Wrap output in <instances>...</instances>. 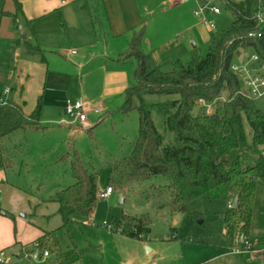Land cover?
I'll list each match as a JSON object with an SVG mask.
<instances>
[{"label":"trees","instance_id":"trees-1","mask_svg":"<svg viewBox=\"0 0 264 264\" xmlns=\"http://www.w3.org/2000/svg\"><path fill=\"white\" fill-rule=\"evenodd\" d=\"M14 2L18 15L21 6L18 0ZM224 2L233 18L230 27L212 38L204 58L192 56L186 66L177 61L171 72L148 68L142 48L145 27L131 35L128 50L120 59L135 61L134 85L125 90L119 111L138 112L139 135L129 158L108 164V188L114 193L164 176L169 181L165 205L172 213H186L188 204L202 196L225 201L229 205L223 216L225 239L232 252L242 239L247 242L257 181L264 177V114L243 93L242 80L232 66L249 49L264 64V19L262 23L257 19L258 13L264 15V0ZM16 15L9 16L17 20ZM251 33L262 36L250 38ZM27 52L42 55L38 47L29 44ZM145 95H175L178 99L148 107ZM24 106L0 99V168L9 163L4 146L7 139L18 132L43 130L42 99L30 115L25 114ZM198 106L205 111L196 115ZM153 112L164 122L163 133L153 121ZM71 165L75 183L52 198L59 207L62 229H68L77 216L91 217L102 193L98 174L89 172L78 156ZM235 199L238 205L233 209ZM150 225L146 216L123 215L113 222L111 232L144 240L151 233ZM31 245L36 248L29 252L38 253L39 258L49 254V264L81 261L82 251H63L55 232H43ZM21 251H25L23 247Z\"/></svg>","mask_w":264,"mask_h":264},{"label":"rangeland","instance_id":"rangeland-1","mask_svg":"<svg viewBox=\"0 0 264 264\" xmlns=\"http://www.w3.org/2000/svg\"><path fill=\"white\" fill-rule=\"evenodd\" d=\"M158 1L166 2L167 0ZM233 1L239 3L243 0ZM202 3L200 0L201 6ZM214 5L220 10L219 15L207 12L202 17H197L194 12L198 10V7L192 14V21L197 25V38L189 43L190 54L180 57L179 60L172 59V62L165 61L160 71L171 72L177 61L186 66L192 56L204 58L212 38L230 27L233 18L225 8V2L216 0ZM1 6L2 0H0V16ZM169 7L170 5L167 6ZM170 15L167 12L162 18L167 25H169ZM203 19L213 25L214 29L207 28L202 23ZM192 21L188 18L189 24H192ZM155 31L156 29L152 34L153 43L156 40ZM1 47L0 93L5 88L10 90L12 85L7 72L12 62L13 45L4 41ZM252 55L254 51L249 49L240 59L235 60L234 64L237 66L242 63L247 64L252 72L260 73L259 76L264 78V71H260L261 65L249 63L248 58ZM45 56L49 58L50 54ZM129 63L131 62L127 65H130ZM252 75L254 73H251ZM130 85H134L132 75ZM242 89H244L243 83ZM84 92L92 100L97 98L101 90L97 86L95 88L86 85ZM80 97V91L70 93L72 100ZM177 99L175 95H145L143 97L148 107ZM252 100L264 114V100L255 98ZM96 102L95 107L92 108L100 110V115H88L90 125L88 128V124H84L82 125L84 128L75 126L65 130L61 124L57 123L60 119L52 120L53 115H51L49 119H46L49 121L43 119V130L18 132L5 141L4 146L9 163L0 168V172L4 174V183L0 184V197L2 202L9 198L6 191L7 185L21 191V197L14 198L17 206L15 210L13 209L14 211L9 208L0 211L1 246H5L15 255L20 253V258L24 259L23 264H49L51 259L45 261L43 258H38L34 261L30 253L28 260L21 252V247L28 253L36 248V245L32 247L31 243L36 242L42 232H55L63 251L68 252L74 248L82 251L81 261L77 264H103L105 260L112 261V254L108 245L104 251L101 245L106 246L113 235L102 226H113V222L123 215L148 217L151 222V238L157 242L165 243L174 235L181 239L198 238L208 243L212 241L216 246L221 244L227 246L223 235V216L227 211L225 201H211L206 196H202L188 204L186 213H172L170 207L165 205L168 196L164 190L169 185V181L164 176L115 189L109 199H98L91 217L77 216L68 229L61 228L59 207L52 198L75 183L71 164L77 156L89 172L98 174L99 190L103 192L108 188V164L114 160L129 158L138 139L139 114L136 110L122 114L119 110L124 102L123 99L105 101L102 106ZM204 111L203 106H198L194 114L199 115ZM153 121L158 131L163 133L164 122L154 112ZM245 127L248 131L246 124ZM86 129H92L91 133ZM2 214L4 216H1ZM215 264H264V177L257 181L252 224L247 242L242 244L240 241L229 256L219 259Z\"/></svg>","mask_w":264,"mask_h":264},{"label":"crops","instance_id":"crops-1","mask_svg":"<svg viewBox=\"0 0 264 264\" xmlns=\"http://www.w3.org/2000/svg\"><path fill=\"white\" fill-rule=\"evenodd\" d=\"M176 1L18 0L21 12L16 15L14 0H2L0 52L2 42L13 45L7 76L14 88L10 87L9 94L4 97L3 93L8 89L5 88L0 99L4 97L19 104L25 103L24 112L30 115L41 98L42 122L53 115L52 120L60 119L57 123L65 130L75 126L84 128L65 115V107L82 100L88 118V115H96L94 110L97 109L92 108L96 101L102 106L105 101L124 100L125 90L133 86L130 77L132 75L134 80L136 63L132 59H120V56L127 52L128 40L134 32L143 27L146 29L142 48L150 70H160L165 61L172 62V59L179 60L190 54L189 43L197 38V25L192 21V14L200 0L180 5L175 4ZM167 12L171 14L169 25L162 20ZM10 14L16 15L17 20ZM18 23L27 33L26 41L20 38ZM28 44L38 47L42 55H30ZM46 54L50 57L46 58ZM86 85L99 87L101 92L96 99L91 100L85 94ZM75 91H80L81 97L72 100L70 93ZM85 124H88L87 128L90 126L88 120ZM1 183H4L2 172ZM6 189L9 198L3 200L0 211L15 210L14 198H20L21 191L9 185ZM110 233L112 238L101 247L104 251L108 245L112 261L105 260L103 264H215L231 252L227 243V246H216L212 241L208 243L198 238L181 239L172 235L164 243L152 240L151 233L144 240ZM225 234L224 224V237ZM0 249L7 250L1 243Z\"/></svg>","mask_w":264,"mask_h":264},{"label":"built area","instance_id":"built-area-1","mask_svg":"<svg viewBox=\"0 0 264 264\" xmlns=\"http://www.w3.org/2000/svg\"><path fill=\"white\" fill-rule=\"evenodd\" d=\"M189 1L192 0H177L175 4L180 5L184 3H188ZM216 0H202V6L200 2L198 3V10L194 12L195 16L197 17H202L205 13L210 12L213 15H219L220 10L215 7L214 2ZM225 1V0H223ZM257 19L260 23L263 22L264 15L262 13H258ZM202 23L210 29H214L213 25H210L205 19L202 20ZM261 34H256V33H251L249 34L250 38H261ZM76 52H73L75 54ZM249 63L255 64L259 63L260 66V71H264V64L260 61L259 57L254 54L252 57L248 58ZM232 70L235 74H237L240 79L242 80V83L244 85L243 93L249 97L250 99H259V100H264V78H261L259 76L260 73H255L252 72L247 64L242 63L240 66L233 65ZM251 73H254V75L251 76ZM10 90L6 89L3 93L4 97H6L9 94ZM3 97V98H4ZM65 115L69 117L70 119H73L74 121L78 122L81 125H84L88 118H87V110L84 102L82 100H77L74 103L68 104L65 107L64 111ZM94 114L98 115L100 114V110H95ZM113 194V191L111 188H107L105 191H103L100 194L101 199H109L111 195ZM2 209V200L0 197V210ZM102 228L106 229L107 231L111 232L113 230V226H107L103 225ZM121 232V230H119ZM25 257L29 260V253L32 255L33 260L37 261L34 259V254L33 252H25L21 251ZM21 253V254H22ZM254 256V255H253ZM49 257V254L45 252L43 254V259L46 261ZM39 258V257H38ZM37 258V259H38ZM24 259L20 258V253L19 254H13L9 252L8 250H1L0 249V264H23ZM32 264V263H29Z\"/></svg>","mask_w":264,"mask_h":264},{"label":"water","instance_id":"water-1","mask_svg":"<svg viewBox=\"0 0 264 264\" xmlns=\"http://www.w3.org/2000/svg\"><path fill=\"white\" fill-rule=\"evenodd\" d=\"M18 29H19L21 40L26 41L28 39L27 33L19 23H18ZM237 205H238V199H235L234 202L232 203L231 207L233 209H235V208H237ZM2 215H4V214H2ZM241 243L243 244V239L241 240ZM37 258H38V253H36L34 255V259L37 260Z\"/></svg>","mask_w":264,"mask_h":264}]
</instances>
